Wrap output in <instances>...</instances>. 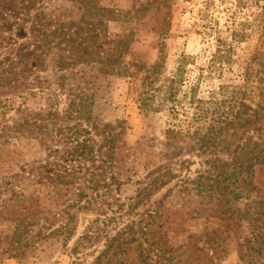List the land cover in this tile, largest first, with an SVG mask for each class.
Listing matches in <instances>:
<instances>
[{
    "label": "rangeland",
    "instance_id": "rangeland-1",
    "mask_svg": "<svg viewBox=\"0 0 264 264\" xmlns=\"http://www.w3.org/2000/svg\"><path fill=\"white\" fill-rule=\"evenodd\" d=\"M230 1L92 0L104 11L93 20L96 55L71 59L40 39L41 54H31L37 39L28 31L31 22L53 20L86 26L89 2L23 0L27 9L21 12L0 0V264H264V216L236 215L232 226L215 220L205 210L212 199L190 195L182 201L176 179L146 198L140 193L155 175L167 120L163 109L138 108L143 78L158 63L151 82L157 87L182 55L193 57L188 68L196 77L213 51L204 25L215 20L222 26ZM242 4L244 13L236 16L246 22L247 37L235 46L232 70L224 72L233 86L241 84L248 63L264 76V0ZM118 39L124 44L112 52L117 69L110 75L100 67ZM20 45L30 53L28 63L12 69L8 63ZM122 70L133 75H119ZM220 81H201L198 95ZM84 93L94 101L84 97L77 105L74 95ZM261 113L258 130L239 128L242 141L264 135ZM128 146L133 151L126 157ZM180 156L174 160L193 164L179 174L193 176L203 157ZM254 181L258 194L244 191L230 199L233 207L264 199V167ZM172 220L178 222L175 231L168 228ZM213 238L228 244L216 245Z\"/></svg>",
    "mask_w": 264,
    "mask_h": 264
},
{
    "label": "trees",
    "instance_id": "trees-1",
    "mask_svg": "<svg viewBox=\"0 0 264 264\" xmlns=\"http://www.w3.org/2000/svg\"><path fill=\"white\" fill-rule=\"evenodd\" d=\"M22 1L10 0V5L13 9L22 12L27 9L26 6H23L24 2ZM231 1V4L223 9L225 19L222 26L215 20H213L214 24L206 23L204 25L203 34L212 41L213 51L204 66L198 68L199 72L196 77L191 78V70L188 68L189 65L194 64L193 57L182 55L176 61L172 73L165 77L157 87H153L151 82L152 75H156L157 72L158 63H156L143 78L145 81L144 90L139 93L140 101L138 103L140 110L154 106L155 109H163L167 113L162 148L157 154V160H154V162L157 161L154 168L155 175L150 183L141 189L142 198H146L176 179L179 184L177 194L182 197V201H188L190 195L209 196L212 203L205 210L215 220L226 219L228 223H231L230 226L235 224L233 220L236 215L237 219L241 218L242 214L248 213L264 216V199L252 200L250 203L252 205L241 209L233 207L235 203L230 204V199L240 198L244 191H247V194L250 192L258 194L259 190L254 181V175L257 169L264 167V135L254 136L252 140H250L251 137H247L243 141L238 136V130L241 127L253 126L254 130H258L260 126L263 116L261 112H264V76L261 72L252 70L253 67L249 63L243 68L244 72L240 76L241 84L238 86L227 84L228 79L224 76V72L232 70L235 62L236 44L247 37L246 22L238 21L236 16L238 13H244L241 10L243 8L242 0ZM86 2H89L86 11L88 15H92L90 23L86 26H81L79 22L61 20H53L49 24L31 22L32 27L29 28L28 35L33 40H37L34 41V51L30 53L41 54L42 47H39L47 45L46 49L48 46L55 49L61 47L59 50L66 52L68 58L71 59L94 57L99 33L96 22L93 20L102 17L104 11L102 8H97L92 0H86ZM82 16L83 12L80 17ZM18 31L20 36L25 33V30L20 27H18ZM39 39L42 40L40 46L38 45ZM121 41L124 44L123 40L118 39V45L106 53L105 61L100 67L102 72L110 75L115 74L116 64H112L111 60L114 58L117 60V58L112 56V52L121 47ZM119 51L121 49L117 52ZM30 53L27 50L23 51L20 45L8 64L12 69L15 67L26 68V62L28 63L29 59L27 55ZM120 54L118 53L119 56ZM127 71L122 70L119 75L126 76L125 73L128 76L133 75L132 72ZM13 74L20 76V72ZM219 80L221 81L215 84L218 86L208 90L205 96L198 95L201 81H208V85L211 83L213 85V81ZM259 81L261 84H257ZM18 82L22 84L21 80ZM84 97H89L91 104L94 101V96H87L86 93L75 94L73 99H78L77 105H79ZM235 139L237 142L234 143ZM113 145V140L109 136L106 149L110 165L113 163L112 159L115 155ZM129 150L130 153L133 151L128 146L125 151L126 157L130 155ZM188 152L203 157L197 162L199 168L194 170L193 176L190 173L179 174L186 166L190 168L193 164L192 161L188 159L174 160L176 156ZM65 153L67 154L69 151L67 150ZM220 155H223L225 159L222 160ZM63 178L68 179L69 176ZM169 191L170 189L165 192L162 198ZM154 213L157 214L156 211ZM227 222L225 225L229 226ZM262 224L264 226V223ZM177 227L178 222L175 220H172L168 226L171 231H175ZM79 240L80 238H77L74 244H77ZM222 241H226L225 244H228V240L223 238L210 240L216 245ZM238 245L242 246V243H238ZM97 260L99 258H96Z\"/></svg>",
    "mask_w": 264,
    "mask_h": 264
}]
</instances>
